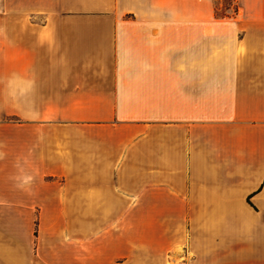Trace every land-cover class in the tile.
<instances>
[{"label": "crops", "instance_id": "obj_1", "mask_svg": "<svg viewBox=\"0 0 264 264\" xmlns=\"http://www.w3.org/2000/svg\"><path fill=\"white\" fill-rule=\"evenodd\" d=\"M237 5L0 0V264H264V0Z\"/></svg>", "mask_w": 264, "mask_h": 264}, {"label": "rangeland", "instance_id": "obj_2", "mask_svg": "<svg viewBox=\"0 0 264 264\" xmlns=\"http://www.w3.org/2000/svg\"><path fill=\"white\" fill-rule=\"evenodd\" d=\"M210 2H211V5L213 6V11H214V7H217L218 11L226 7L227 8L226 13L230 15L229 18L236 17V15H238V14L233 15V10L236 5V0H210ZM235 21H238V20H235Z\"/></svg>", "mask_w": 264, "mask_h": 264}, {"label": "trees", "instance_id": "obj_3", "mask_svg": "<svg viewBox=\"0 0 264 264\" xmlns=\"http://www.w3.org/2000/svg\"><path fill=\"white\" fill-rule=\"evenodd\" d=\"M226 9L227 8L224 7L223 9L218 11V8L214 7V11H213L214 17L220 18V19L229 18L230 15H228V13H226ZM237 11H238V5H237V0H236V5H235L234 10H233V15H236Z\"/></svg>", "mask_w": 264, "mask_h": 264}]
</instances>
